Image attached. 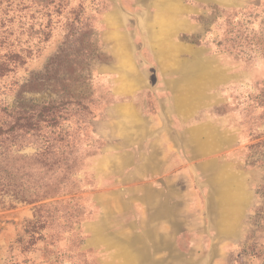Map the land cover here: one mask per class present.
I'll return each mask as SVG.
<instances>
[{
    "label": "rangeland",
    "instance_id": "1",
    "mask_svg": "<svg viewBox=\"0 0 264 264\" xmlns=\"http://www.w3.org/2000/svg\"><path fill=\"white\" fill-rule=\"evenodd\" d=\"M72 9L86 50L69 62L93 71L75 88L97 103L81 192L38 204L50 228L33 239L37 205L0 209V264H264V57L227 41L244 13L264 28V0H0V32L26 51L0 104L58 98L29 82L66 44Z\"/></svg>",
    "mask_w": 264,
    "mask_h": 264
},
{
    "label": "trees",
    "instance_id": "2",
    "mask_svg": "<svg viewBox=\"0 0 264 264\" xmlns=\"http://www.w3.org/2000/svg\"><path fill=\"white\" fill-rule=\"evenodd\" d=\"M62 8L65 7L54 6V11H61ZM244 14V20L234 23L229 31L230 38L227 41L230 42L231 53L245 55L248 51L249 55L254 51L264 57V28L250 26L248 19L252 12ZM69 15L74 19L72 27L82 22L73 9ZM75 31L73 27L66 44L48 60L42 72L32 75L29 82L34 92L53 84L57 99L26 108L17 105L10 108L0 104V209H15L19 204L37 205L34 220L29 221L26 227V232L31 233V239L39 234L37 231L50 228L45 211L52 205L38 204L81 192L76 187L78 181L73 177L83 170L81 144L86 137L84 131L88 121L95 118L97 103L88 91L89 88L78 93L75 88V73L85 75L81 80L83 84H89L93 76L90 69L79 71L80 66L69 62L77 44H81L83 51L86 50V45L76 41L78 38ZM3 35L4 32H0V79L14 74L26 64V51L15 50V41L11 43L9 36ZM48 39V35H45V41ZM27 53L32 54L28 50ZM89 53L87 51V55L82 57L83 61L91 57ZM256 91V109H262L264 116V84ZM26 146L36 147L37 152L30 156L22 155L20 152ZM260 190L262 197L264 186Z\"/></svg>",
    "mask_w": 264,
    "mask_h": 264
}]
</instances>
